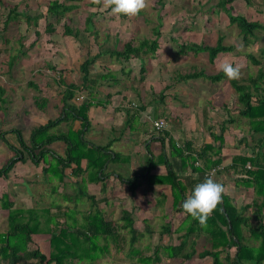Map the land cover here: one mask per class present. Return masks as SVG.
Masks as SVG:
<instances>
[{"label":"trees","instance_id":"obj_1","mask_svg":"<svg viewBox=\"0 0 264 264\" xmlns=\"http://www.w3.org/2000/svg\"><path fill=\"white\" fill-rule=\"evenodd\" d=\"M234 1L219 0L216 8L224 11L230 25L238 27L243 45L249 46L256 40V32L264 30V25L259 20H249L245 16L234 14L231 6ZM245 2L249 4L251 0H245ZM75 7V5H67L60 0H54L49 4L46 15L48 17L52 16L56 22H60ZM18 8V5L8 8L4 27L0 31V40L4 39V32L13 19L25 16L29 23L33 20L35 22L39 20L40 17L31 18L26 13L20 12ZM94 16H96V12L92 16H88L86 20L87 30L89 31H92L89 28L93 25ZM160 20L154 29L155 39L141 40L138 45L134 44L133 39L125 43L122 50L109 51L110 55L117 58V60L124 61L140 58L142 54L154 55L159 48V38L162 33ZM64 28L63 34L65 36L78 37L80 35L79 30L75 31L67 24H64ZM46 30L49 33H54L51 22L47 24ZM36 34L39 35V32L36 31ZM224 39L223 36H219L214 46L205 43H190L184 45L183 48L185 51L196 54L207 53L209 63L213 64L220 54L233 53L236 50L233 45H224ZM93 44L98 46L96 42ZM101 56L102 52L92 54V51L89 50L87 56L81 61L79 66L81 86L74 82L66 83L64 71H62L59 84L64 85V91L61 96L60 115L55 119H49L45 124L33 127L28 140L25 139L22 130L19 128H13L9 131L0 129V139L13 153V156L0 167V179H9L15 166L18 163L27 162V160H30L37 167H42L41 172L47 182L54 179L63 181L66 177V170L72 168L73 165L75 166L73 172L77 175L90 171L96 181H100L101 177L107 176L105 171L108 164L114 161L113 153L108 152L111 144L97 146L85 138L91 126L88 116L89 110L96 102L93 98L94 90L89 87V84H102L108 78L106 75L100 74L95 76L92 72L94 65ZM247 57L252 64L259 66L257 74L251 76L247 80L248 82L240 83L238 79L230 80V82L237 93L239 116L245 118L249 126V134L253 141L252 151L251 153L236 154L233 156L230 166L218 170L217 173L221 174L226 171L233 174L236 183L241 184L246 189H252L254 198L250 204L238 207L225 194L222 203L209 217L206 227L200 226L197 220L192 219L182 209L183 201L192 192L195 185L203 182L208 177L209 171L223 163L221 153L225 143V134L228 130L227 125L234 122V118L231 116L223 122L219 134H212L214 142H220L218 148L210 143L204 144L197 151L187 145L178 147L175 141H169L171 156L178 157L185 168L190 167L192 176L182 179L177 175L165 152V138H162V153L155 157L149 152L147 169L138 175L122 180L132 196H135L145 183L151 185L161 183L170 186L173 196L171 207L173 215L169 218L166 216L165 223L161 226V240L175 235L173 227L177 218L176 214L182 216L183 225L187 227L185 232L178 237V244L170 243L162 246L168 261L179 258L182 262H186L198 256L201 259L210 258L212 260L211 264H224L221 260V254L235 249L234 257L226 255V264H264V96L262 94L264 90V49L261 50V58L252 54H248ZM15 60L16 56H12L8 63L9 68L13 67ZM141 72H145L144 66L141 67ZM200 78L218 83L226 79L227 76L222 71L216 74H208L204 70H199L179 75L178 81ZM30 84L34 86L35 90H40L35 83ZM83 91H87L88 98L82 103H78L76 101L77 94ZM4 94L5 88L0 86V101L2 103L6 101L3 98ZM35 104L42 110L50 104V98L48 96L36 97ZM224 107L228 106L225 105ZM66 116L70 118L72 123L79 122L80 128L77 129L70 125L66 132H53L62 121L66 120ZM162 132L160 131V133ZM9 133L16 136L19 147L12 145L7 140L6 135ZM242 140L245 142L247 138H242ZM57 142H62L65 145L64 155H57L51 149V146ZM84 160L87 162L85 169L81 167ZM158 164L165 165L167 169L165 176L154 177L150 174L151 170ZM53 189L56 191L57 186H53ZM85 195V193L79 195L77 202L80 197ZM86 197L92 201L93 207L97 206L94 196L86 195ZM64 198L69 201L67 194ZM1 203L2 208L8 212L7 221L9 226L5 232H0V261L4 264H20L22 261L31 260L37 261L38 264H70L68 261L71 260L91 264L98 258L97 252L100 250L98 242L101 238L114 239L120 236L121 231L128 229L131 235V245L134 246L138 241V237L143 235L134 221L132 213L126 210L122 212V224L117 225L105 216L101 210L95 208L87 214L84 228L76 229L61 219L65 212L62 213V206L57 205L59 213L54 215L56 223L52 227L49 226L50 252L49 256H46L38 249H30L33 236L41 232V223L36 214L37 210L35 208L27 210L14 209V203L10 200L9 194L2 195ZM250 207H256L260 211L256 217L257 225H252L251 218L245 215ZM25 213L28 214L27 220H25V217H27ZM202 236H204L203 238L208 247L201 252H197L198 240ZM252 242L257 243V245ZM139 255L137 261L131 264L161 263V258L157 253L154 255L140 253Z\"/></svg>","mask_w":264,"mask_h":264},{"label":"rangeland","instance_id":"obj_2","mask_svg":"<svg viewBox=\"0 0 264 264\" xmlns=\"http://www.w3.org/2000/svg\"><path fill=\"white\" fill-rule=\"evenodd\" d=\"M52 1L54 0H0V31L4 27L8 8L10 6L18 5V10L26 13L31 18L35 16L40 17L37 22L33 20L30 23H26L25 16H19L17 19H13L7 26L8 29L4 32V39L2 38L0 40V86L5 88L3 98L6 99L5 103L0 101L1 130L9 131L13 128H19L22 130L25 139L28 140L29 133L33 127L46 123L49 118L53 119L55 116L54 111H52V106H50L47 111L44 110L39 112V110L36 109L35 98L46 95L50 97L52 105L61 104L62 106L61 96L64 91V85L59 84L60 75L62 71H64V79L66 83L74 82L81 84V72L79 66L86 55V48L93 53L96 52V50L106 51V49H112L113 47L122 50L127 41L129 42L134 39V44L138 45L141 40L155 39L154 28L158 25L157 17L164 18V20L162 19V21H160L162 24V36L159 38L160 50H158L155 53V56L151 59L150 56H147V60L144 62L146 68L144 75L147 84H153L155 79L152 76L153 74H157L155 71L162 69L164 74L168 73L167 76H169V80L155 82L154 84H176L173 90L175 91L176 89L179 97L184 95L182 94L183 92H186L190 98L197 94L200 96L202 103L211 104L215 109L214 120L216 122L213 126H215L217 131L222 127L223 122L226 120V115H230L234 119L240 117L238 113L239 104L237 93L232 87L230 79L226 78L218 83H212L205 78L191 81L188 80L186 83L175 80L178 73L184 74L204 70L208 74H216L221 71L220 65L225 61L232 63L233 66L238 65L240 67V78L238 79L240 83L248 82L247 80L251 76L257 74L259 66L252 64L247 55L252 54L261 58V50L264 49V30L257 31L255 35L256 40L249 46H244L238 27L230 25L224 11L215 7L218 0H202L205 3L199 8L196 4H193V1H188L184 3L183 9L177 7L176 10H170L167 8L146 10L147 12L144 11L145 14L139 16V19L135 21L134 25L130 24V34L127 37L125 36V38H127L126 41L119 40L116 46H114V29L116 28L112 25L111 27L108 26L107 18L109 17V20L111 21L113 20L112 18L116 20L117 17L111 14L101 16V14L108 12L102 5L93 4L91 0L74 2L60 0L61 2L68 5L72 4L76 7L73 11L67 13L60 22H56L52 16L48 17V15H46L47 8ZM174 1L175 0L172 2ZM251 2V5H247L239 0V2L233 7V13L245 16L249 20H259L264 25V0H251ZM95 12L96 16L93 17L94 24L89 29L97 30L98 35L96 36V34L92 32L90 35L91 37L87 41L80 40L83 36H78L76 39L81 41L80 46H83V48H80L79 44L73 42V39H71L70 36H65L63 34L65 31L64 24H67L74 30L83 31L87 29L86 20L88 16H92ZM45 15L47 16L46 18ZM143 17H146L144 21ZM179 19H181L178 21L179 24H176V20ZM49 22L52 23L54 28L53 34L46 30ZM36 31L39 32V36L35 35ZM118 32H120L121 35L122 30L119 29ZM120 35L118 37H120ZM219 36L225 38L224 45H233L236 47V50L233 53L220 54L213 64L209 63L207 53L194 54L193 52H190L187 53L188 58L186 60L183 57L178 56L179 51L183 53L186 52L183 48L186 44L205 43L214 46ZM172 38H174V40H172ZM95 42L98 46L93 44ZM166 46L167 48H169L168 46H172L171 55H168L170 51L169 49H166ZM73 47L76 49V53L74 52ZM96 47H98V49ZM107 55L100 58L103 62L98 63L102 66H106L110 72L106 83H111V78L118 77L125 81L124 83H128L129 81L131 84H143L141 79L144 75L139 72V61H136V65L134 64L137 72L135 77L131 72L129 77L123 78L124 76L117 72V70L119 66H122V64L125 65L127 62L123 63L122 60L110 57V54V56ZM12 56H16V60L13 67L9 68L8 63ZM131 64L132 62L128 63L126 65L127 67H124L123 69L126 70V68H131ZM94 69H96L95 71L97 72L101 71L100 67H97L96 65L94 66ZM167 69L168 71L166 73ZM126 71L124 72L126 73ZM103 72L107 73L106 70H103ZM127 78H129V80H126ZM30 83L45 84V87L43 86L42 91H37L28 86ZM181 84L192 85L185 87L186 85L181 86ZM144 91H146L145 88ZM84 94H86V92H84ZM262 94L264 96V90ZM81 95L83 94H77L79 97ZM165 100L167 101V99ZM80 102L78 101V103ZM209 104L199 106L205 110V108H208ZM223 104H227L230 109L227 111ZM156 106H158V109L163 107L159 101L156 102ZM228 125L230 126V124ZM236 126H239V129L241 130L235 129L233 132L240 134V132L244 130L240 127L243 125L239 124ZM6 138L12 145L19 147L14 134L9 133L6 135ZM239 138L242 139L241 136ZM239 138L234 135L229 137L228 154L230 151L233 152V150H237L239 144H242L243 140L241 141ZM61 144L62 143H55L51 146V149H53L55 145L59 148ZM12 156L13 153L0 139V167ZM127 166L128 164L126 165V168H128ZM26 168L27 167L25 166V169H21L20 171H17L16 169L15 171L17 173L13 171L12 173H15L14 176L10 174L12 179L15 178L14 182L0 179V232H5L9 227L7 221L8 212L2 208L1 203L2 195L9 194L10 200H14V209L27 210L35 208L37 210L36 214L41 223V232L33 236L30 249H38L46 256H49L50 236L48 230L49 226L52 227V225L56 223L54 215L59 213L56 206H62L61 212H65V215L61 217V219L64 220L66 224L73 226L76 229H82L86 223L87 214L89 211L93 210V204L89 199L80 200L76 204L73 201H67L64 196L51 192L52 185H43L44 183L41 182V172L37 171L38 174L36 173L33 176ZM227 175L228 178H231V181H235L234 175L231 176L230 173H227ZM21 176H28L31 183L28 182V180H25V184L22 186V181L20 180ZM66 177L68 176L66 175ZM39 183L41 185L38 186ZM15 192L16 196H13V193ZM252 195L254 198V194H251V196ZM245 197L247 199H242L239 204H250L248 196ZM98 203L99 205H97L111 216L110 219L114 221L115 224L118 222L122 223V208L125 207L126 204L121 203V205L117 206L110 202L106 206L101 202ZM259 213L260 211L256 207H250L245 215L251 218L252 225H257L256 217ZM25 215L27 216L25 217V220H27L28 214L25 213ZM139 218L140 221L138 226L142 225V217ZM182 221V216L177 217L175 219L174 227L179 226L180 223H183ZM161 224H164L163 218L157 219L156 222L150 221L149 225L145 223L147 229H149V231L152 230V232L145 233V236L147 235L146 237L144 236L145 240L142 238V240H140L139 237L138 241H140L136 242L134 246L131 245V235L128 230L121 231L120 236L114 239L101 238L98 242L100 247V250L97 252L98 258L91 264H131L132 262L137 261L140 253L149 255L157 253L161 258V263L159 264L212 263L210 258L201 259L198 256H195V258L186 262H182L179 258L173 261H168L162 246H159V249L153 248L154 246L161 244V238L158 234ZM170 238L169 241L171 243L176 242L175 236H171ZM252 243L257 245L255 242ZM164 245L165 244H163V246ZM207 247L208 246L202 236L198 240L197 252H201ZM226 255L234 257L235 249L221 254V260L224 264H226ZM68 262H70V264H83L82 262L72 260ZM0 264L4 263L0 261ZM20 264H38V262L31 260L22 261Z\"/></svg>","mask_w":264,"mask_h":264},{"label":"crops","instance_id":"obj_3","mask_svg":"<svg viewBox=\"0 0 264 264\" xmlns=\"http://www.w3.org/2000/svg\"><path fill=\"white\" fill-rule=\"evenodd\" d=\"M172 1L173 0H151V5L147 10L160 9V8L176 10L177 7L183 9L184 3L188 1L190 2L193 1V4H196L199 8L205 3L202 0H175L174 2ZM240 1L246 3L245 0H240ZM238 2L239 0H235L231 5L232 8ZM251 3H249V5H251ZM106 11L108 12L101 14V16L110 14V9H106ZM145 12L147 11L145 10ZM145 12L144 11L141 12L137 17L134 18L119 16L117 17L116 20L112 18L113 20L111 21L109 20V17L107 18L108 26L111 27L112 25L116 28L114 29L115 30L114 46H116L119 40L126 41L127 38H125V36L127 37L130 34L129 32L131 28L130 24L134 25L135 21L139 19V16L145 14ZM145 18L146 17H143V21L145 20ZM162 19L164 20V18L162 17H157L158 20L157 24H159V20L162 21ZM181 19L176 20V24L177 23L179 24L178 21H180ZM26 23H28V21ZM118 28L122 30L121 35L120 32H118L119 30ZM86 30L87 29L83 31L79 30L80 31L79 36H83L80 40L83 41L89 40L92 32H94L96 36L98 35L97 30H92V31L89 30L86 31ZM35 35L39 36L38 34ZM119 35L120 37H118ZM70 37L71 39H73V42H77L79 44L80 48H83V46H80L81 41L76 39L77 37L74 36H70ZM172 40H174V38H172ZM168 47L169 48H167L166 46V49H169L170 51L168 55H171L172 46H168ZM96 48L98 49V47ZM73 50L76 53V49L74 48ZM111 50H119V49L113 47L112 49H106V51L96 50V52L94 53L92 52V54H97L99 52H102V56L100 58H103L107 54H108L107 56H110L109 51ZM158 50H160V44ZM88 51L89 50L86 48L85 57L87 56ZM187 53L190 52L186 51L183 53L179 51L178 56L183 57L186 60L188 58ZM147 56H150L151 59L153 56H155V54L154 55L142 54L140 58H133L128 61L122 60L123 63L127 62V64L132 62L131 64L132 66H130L131 68L128 69L126 68V70H128L126 71L123 68L127 67L126 66L127 64L125 65L122 64V66H119L117 72H119L122 76H124L123 78L129 77V74L131 72L135 77L137 72H136V66H134V64L136 65V61H139V72H141V67L144 66V62L147 60L146 59ZM101 62H103V60L99 59L95 64L97 67H100L101 71L97 72L95 71L96 69H93L92 71L93 74L95 76L100 74L109 77L110 72L108 68L106 66H102L98 64ZM103 70H106L108 74L103 72ZM124 71H126V73ZM167 71L168 69L166 70V73ZM145 72H146V68H145ZM145 72L144 73L141 72V73L144 75ZM155 73L157 74H153L152 76L155 79L153 81V84H147V81H145V75L142 76V79L144 80L141 79L143 84H131L129 81L128 83L127 82L124 83L125 81H123L118 77L111 78L112 79L111 83L108 82L106 83V81L108 80L107 78L105 82H102V84H89V87L92 90H94L93 98L96 102L94 101L95 102L94 105L89 110L88 116L91 122V126L88 129L85 138L87 141L97 146H107L111 144L110 150L108 152L113 153L114 161L108 164V168L105 171L107 176L101 177L100 181H96L93 174L90 171H85L82 174L77 175L73 172V168L75 167L73 165L72 168L66 170V175L68 177H65L63 181L54 179L50 182H47L43 174L41 177L42 179L41 182L44 183L43 184L44 186H47V184L52 185L51 192H55L58 195L64 197L67 194L69 196V201H73L75 202V204L77 202L78 196L84 195V193L86 195L94 196L96 200V205L97 204L99 205L98 202H101L106 206L110 202L113 205H117V206L121 205V203L126 204L125 207L122 208V211L126 210L132 213L133 219L137 223V225L140 221L139 217H142L141 218L142 225L138 226L141 233L143 234L139 236L140 240L144 239L145 233L152 232V230L149 231V229H147L145 223L149 225L150 221L156 222V220L159 218L160 219L163 218L165 223L166 216L169 218L171 217V215H173L171 208L173 205L172 191L170 186L167 184L156 183L154 185H151L145 183L140 187L137 194L135 196H132L128 188L122 183V180L134 175H138L139 173L147 169L148 159L150 156L149 152H151V154L155 157L159 156L162 153V144H161L162 138H165V146H166L165 152L167 153V156L171 161L177 175L182 179L192 176V170L190 167L185 168L178 157L171 156V148L169 147L170 140L175 141L178 147H184L187 145L197 151L200 150V148L204 144L212 143L215 148H218L220 146V142H214V140L212 139V134H219L221 130V128H219V130L217 131L215 129V126H213L216 122L214 120V112H215L214 107H212L211 104L209 103H204V102L202 103V101L200 100V96H198L197 94L196 96L190 98L188 97V94H186V92H183L182 94L184 95L179 97L177 95L176 89L175 91L173 90L176 84H154L155 82H160V81L164 82L170 79L169 76H167L168 73L164 74L162 69L155 71ZM181 74L182 73L177 74V76L175 77L176 81H178V76ZM184 74H188V73H184ZM126 80H129V78H127ZM181 82L186 83L187 81H181ZM35 85L40 89L39 91H42L43 86L45 84L44 85L35 84ZM78 85L81 86V84ZM191 85L192 84H181V86H185V87H189ZM28 86L34 88V86H32L31 84H28ZM144 88L146 89V91H144ZM84 92H86V94H84ZM79 94H83L81 95L83 96V99L79 100V102L81 101L80 103H82L88 98L87 91H83ZM77 98H79V96H77ZM165 99H167V101ZM157 101H159V103L163 105L162 108L158 109V106H156ZM200 104L201 105L209 104V106L204 110L202 107L200 108L201 106ZM223 105L225 106L227 104H223ZM50 106H52V111H54L55 113L54 114L55 116L53 118L55 119L60 115L61 104L52 105L50 99V104L46 108L40 110L37 107L36 109L39 110V112L44 110L47 111V109ZM227 108L229 110V107H226L225 109L227 110ZM229 116L230 115H226L225 119L226 120L229 119ZM156 120H164L167 123L166 129H164L162 133L156 131L153 127V122ZM239 124L243 125L240 127L244 129L243 131L240 132V134L233 132L235 129L241 130L239 129V126H236ZM247 124L248 123L245 118L239 117L238 119H234V122L230 123V126L227 125L228 130L227 133L225 134V143L221 153V156L223 157V163L218 166L220 167L219 171L224 167L230 166L232 162V158L236 154L251 153L253 147V141L249 134V126L247 127ZM70 125H73L77 129L80 128L79 122L76 121L72 123L70 121V118L66 116V120L62 121V123H60L55 128L54 132H66L68 131ZM233 135L237 136V138H239L240 136L242 138H247V141L242 142V144H239L238 147L239 150L238 149L233 150V152L230 151V153L228 154L227 151L229 145L228 144L229 137ZM59 143L62 142H57V144ZM52 150L55 153H57V155H64L65 145L62 143L59 146V148H57V146L55 145ZM86 164L87 162L84 160L81 164V167L85 169ZM125 164L126 165L128 164L127 166L128 168H126ZM25 166L27 167L26 168L27 171L33 176L36 173L38 174L37 171L41 172L42 169V167H37L30 160H27V162L25 163H18L15 166L16 168H14L12 172L13 171L16 172L15 171L16 169L17 171H20L21 169H25ZM12 172L10 174L14 176L15 173ZM227 173L228 172L224 171L223 174L217 173L214 174L213 177L214 179H216L219 182H222L226 186L227 188L226 195H228L231 198V200H233L235 205H237L238 207L243 206L239 204V202L242 201V199H245L246 198L245 196H248V200H250L251 203L253 200V195L251 196V194H253L252 189H246L241 184H238L235 181L234 182L231 181L230 180L231 178L230 177L228 178ZM150 174L154 177L165 176L167 174V169L165 165L158 164L155 168L151 170ZM230 175L233 176V174ZM11 179L12 178L9 176V179H7L6 181L9 182L15 181V178L12 180ZM20 180L22 181L21 183L22 186L25 184V180H28V182L31 181L28 176H21ZM39 185L41 184L39 183L38 186ZM55 185L57 186L56 191H54L53 189V186ZM13 194H14L13 196H16V192ZM86 195L80 197L78 201L83 199L88 200V197H86ZM11 201L14 203V200ZM98 205L93 207V210H95V208L99 209L103 212L105 216L111 218V216L107 212H104V210H102ZM179 216L180 215L176 214V217ZM118 223L117 225L122 224L120 222ZM162 225L163 224H161V226ZM161 226H160V231H161ZM186 227L187 226H184L183 223H180L179 226L173 227V232H175V235L173 236H175L176 242L171 243L169 241L171 238L169 239L165 237L163 240H161V244L156 245L153 248H158V246H163L162 244L165 245L170 243L178 244V239H179L178 237L185 232ZM127 230L128 229H124V231ZM160 231H158L159 235H160Z\"/></svg>","mask_w":264,"mask_h":264},{"label":"clouds","instance_id":"obj_4","mask_svg":"<svg viewBox=\"0 0 264 264\" xmlns=\"http://www.w3.org/2000/svg\"><path fill=\"white\" fill-rule=\"evenodd\" d=\"M91 2L102 5L104 9H110V14L113 16L128 18L137 17L151 5V0H91ZM220 70L230 80L240 78L238 65L233 66L232 63L225 61L220 65ZM158 126L160 125L158 124ZM225 194H227L226 186L209 174L203 182L195 185L192 192L183 201L182 209L192 219L197 220L200 226L206 227L209 217L222 203Z\"/></svg>","mask_w":264,"mask_h":264},{"label":"built area","instance_id":"obj_5","mask_svg":"<svg viewBox=\"0 0 264 264\" xmlns=\"http://www.w3.org/2000/svg\"><path fill=\"white\" fill-rule=\"evenodd\" d=\"M82 99H83V96L77 98V101L82 100ZM158 124L160 126H158ZM153 127L156 131L160 132L166 129L167 123L164 120H156L153 122ZM196 165H198V163H196ZM219 169L220 167L218 166L214 167L211 171L208 172L207 176H209V174H212L214 176V174H216Z\"/></svg>","mask_w":264,"mask_h":264}]
</instances>
